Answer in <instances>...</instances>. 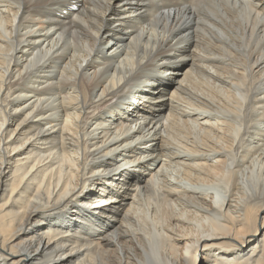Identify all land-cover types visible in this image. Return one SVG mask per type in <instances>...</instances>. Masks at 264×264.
<instances>
[{"label": "bare ground", "instance_id": "bare-ground-1", "mask_svg": "<svg viewBox=\"0 0 264 264\" xmlns=\"http://www.w3.org/2000/svg\"><path fill=\"white\" fill-rule=\"evenodd\" d=\"M196 77L262 151L264 0H0V264H264V192L207 193L224 154L172 133L218 112Z\"/></svg>", "mask_w": 264, "mask_h": 264}, {"label": "rangeland", "instance_id": "rangeland-1", "mask_svg": "<svg viewBox=\"0 0 264 264\" xmlns=\"http://www.w3.org/2000/svg\"><path fill=\"white\" fill-rule=\"evenodd\" d=\"M206 81L207 80L205 78L200 79V77H196L192 82L194 90L196 93L203 94L205 97L211 99L214 102V105L216 107L215 110H218V112L216 113L217 115L215 114V111H212V113L209 112L205 116L206 120L208 121V124L210 123L207 128H204L203 126L192 127L190 124L184 128L181 123H176L175 128L172 129V133L179 135V143L183 142L184 140H187L188 142L194 143L198 148H214L224 154L225 159L227 161L226 165L220 168L219 176L214 179L215 181L211 180V184L208 183L207 187H203V189L206 190L207 193H211L213 195L215 194V197L222 189H224L223 187H225L227 189V192H230L229 194H234L235 199H239L240 201L242 200L241 202L239 201L240 204H251L254 199H257L259 193L264 192V147L262 151L256 153L247 151V148L239 149L238 151L234 152L226 150L227 142H229L231 140V137L234 135V133H232L231 135V131L229 130V128L233 126L235 129L239 130V132H241L243 128L242 115L241 112H239L240 108H238V100L233 93L231 94L229 90L224 89L225 87L220 86L219 88H216L212 83H207L208 86L200 84V82L206 83ZM211 87L213 88L210 89ZM188 102L196 104L195 100H192L190 98L186 99V101L181 104L182 107L178 106V108L180 109H177V111L175 112L177 113V118L182 110H186L185 107L186 103ZM196 105L199 106V102ZM235 114H237V116ZM187 117L188 116H186L185 118L188 119ZM184 119H182V121ZM208 119L210 120V122ZM249 137L251 142H254L255 139H259L260 137L259 131L257 129L249 130ZM237 143L238 137H235L234 144ZM171 146L172 148L173 146L175 148V145ZM173 151L176 152L177 150ZM240 177H242L243 179ZM180 178H183V172H181L180 170L171 169L169 171L167 177V179H169L170 181L169 183H175V180H181ZM256 185H258V187ZM228 189H231V191H229ZM235 195L237 198L235 197ZM151 247H153V245Z\"/></svg>", "mask_w": 264, "mask_h": 264}]
</instances>
